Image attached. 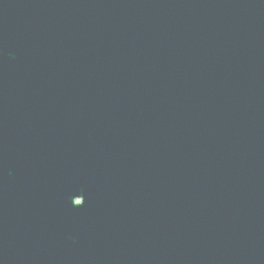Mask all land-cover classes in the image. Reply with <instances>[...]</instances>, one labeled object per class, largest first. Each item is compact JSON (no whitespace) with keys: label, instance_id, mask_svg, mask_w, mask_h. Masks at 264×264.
<instances>
[{"label":"water","instance_id":"1","mask_svg":"<svg viewBox=\"0 0 264 264\" xmlns=\"http://www.w3.org/2000/svg\"><path fill=\"white\" fill-rule=\"evenodd\" d=\"M0 264H264V0H0Z\"/></svg>","mask_w":264,"mask_h":264}]
</instances>
